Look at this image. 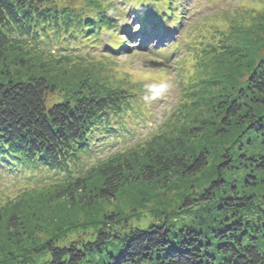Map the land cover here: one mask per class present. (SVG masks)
<instances>
[{
  "label": "trees",
  "instance_id": "16d2710c",
  "mask_svg": "<svg viewBox=\"0 0 264 264\" xmlns=\"http://www.w3.org/2000/svg\"><path fill=\"white\" fill-rule=\"evenodd\" d=\"M85 1V5H71L70 0H0V168L21 172L27 178L43 171L53 172L57 177L51 183H57L55 187L60 189L53 196L57 199H72L86 192L88 178L100 175L104 183L94 187L95 191L99 198L110 201L124 188L127 162L132 160L120 151L98 158L94 165L87 162L94 147H104L106 138L126 130L129 114L138 113L133 106L138 102L134 100L136 94L89 77L81 80L71 94H60L54 101L59 94L55 81L28 71L21 75L20 70L24 63L28 64L29 54L52 56L65 63L81 59L68 51L76 50L71 47L73 41L94 45L102 42L105 30L114 32L116 41L112 44L110 36L109 48L104 50L132 49L134 54H142L157 31L163 38L165 34L169 36V23L176 21L180 25L182 0H140L134 20L129 15L133 9L126 12L118 0L114 7L111 4L112 12ZM120 1L129 7L135 2ZM263 26L256 23L232 34L224 33L221 44L214 47L212 59L224 58L212 67V78L217 69L227 64L226 57L236 63L252 56L239 71L243 74L229 96L220 101V121L209 123L204 119L203 126L189 131L186 122L170 123L167 129L144 141L139 152L133 150L130 154L145 156L137 174L149 183L174 168L188 177L216 167V175L205 187L189 194L184 199L188 202L182 201L183 206L198 193L203 196L200 203L181 208L188 213L181 217L184 221L176 225L171 221L173 217L167 216L141 229L128 226L127 218L121 222L122 215L118 218L117 213H112L105 217L110 221L101 222L103 229L95 233L93 240L72 241L64 246L52 240L42 244L38 250L48 253L49 259L40 264H92L91 257L103 255L106 245L114 239L119 242V255L108 252L104 264H264V39L259 37L264 34ZM178 47V43L165 45L160 52L169 57ZM55 49L60 51L58 58L53 56ZM204 103L200 95L198 100L186 101L178 107L176 118L185 120L198 107L202 112L207 108ZM199 114L200 111L192 114L191 121L197 120ZM193 129L198 131L191 132ZM210 130L230 135L224 137L223 145L229 144L220 153L221 158L209 141L186 152L185 136ZM215 155L219 163L212 165L210 160ZM234 173L237 177L231 178ZM28 189L14 200L7 215L8 224L14 228L20 224ZM134 205H129L133 212ZM166 211L156 212L166 216Z\"/></svg>",
  "mask_w": 264,
  "mask_h": 264
},
{
  "label": "rangeland",
  "instance_id": "374dc122",
  "mask_svg": "<svg viewBox=\"0 0 264 264\" xmlns=\"http://www.w3.org/2000/svg\"><path fill=\"white\" fill-rule=\"evenodd\" d=\"M70 1L71 5L86 4L85 0ZM89 1L100 10L108 9L107 11L112 12L111 4L113 5L117 0ZM118 1L126 12L128 8L133 9L129 15L130 20H134L137 2L140 0H135L130 7L129 4L123 6L122 2ZM179 5L182 6L179 15V19H182L180 25L176 24L178 23L176 21L169 23L166 28L169 36L165 34L163 38L157 35L159 34L157 31L153 41L148 45V50L144 49L142 54H134L132 49H119L116 52L104 50L103 47L109 48L110 36L113 38L109 39L112 44L116 41L114 32L105 30L102 32V42L94 45L73 41L71 47L76 50L68 49V51L74 52L73 57L81 56V59H74L70 63L57 62L52 56L31 54L27 56L29 61L28 64L24 63V67L20 70L21 75L28 71L36 76H45L52 82L55 81L59 94L54 101L59 100L60 94L62 97L71 94L81 80L84 78L88 80L89 77L95 82L119 86L127 92L136 94L134 100L138 102L133 103V106H136L138 113L129 114L126 119V130H122L117 136L106 138L104 147H94L93 153L88 158L90 162L87 163L94 165L98 163V158H108L120 151L132 161L127 162L128 180L125 181L124 188L115 199L110 201L99 198L95 191L94 187L104 183L100 175L88 178L86 192L82 191L72 199H57L53 196L60 189L55 187L57 183H51V180L57 177L53 172L43 171L34 178H27L21 172L15 174V171L0 168V207L2 208L0 212L3 214L0 217V264H40L49 259L48 253L38 250L48 240L59 246L67 245L72 241L93 240L95 233L103 229L101 222L110 221L105 217L112 213H117L118 218L122 215L121 222L127 218L128 226L141 229L152 223H160L167 216L169 219L173 217L171 221L178 225V222L184 221L181 217L188 214L183 209L201 202L203 196L200 197L198 193L199 199L190 198V203L182 206V201L189 197V194L199 192L200 188H204L207 181L216 175L215 166L188 177L182 176V171L174 168L149 183L137 174L145 156L137 157L139 154L137 153L135 155L137 162H135L133 160L135 156L130 154L133 150L139 152L144 141L167 129L169 125L171 126L170 123L177 122L179 125H184L186 122L189 131L192 127L203 126L201 123L205 121L204 119L209 123L220 121V101L226 100L229 96L230 89L243 74L239 71L246 66L252 56L243 57L236 63L234 59L229 60L226 57L224 60L227 64L220 70L217 69L212 78L209 72L215 64H221L224 58L218 56L212 59L215 53L214 47L221 44L224 33L232 34L256 23L264 25V0H182V4ZM134 26H137L136 22ZM262 28L264 30V26ZM253 30H257L256 26ZM259 37L264 39V34H259ZM173 43H178V49L171 52L169 57L162 55L160 50L165 45L171 46ZM193 49L194 52L187 53ZM7 54L8 59H11V55ZM59 54L60 51L57 49L53 51L54 58H58L56 56ZM196 93H199L200 99L203 97L207 108L202 112L199 107L193 109L185 120L180 119L179 116L176 118L178 107L181 108L186 101L199 99ZM199 111L198 119L192 122V114ZM211 126L213 128V124ZM197 131L193 129L191 132ZM206 131L194 136L192 133L185 136L183 145L187 153L192 151L191 148H198L202 142L209 141L214 147L213 151L220 156L225 146L229 144L223 145L224 137L230 135L226 136L213 130ZM218 156L215 155L210 160L212 165L219 163ZM235 176L237 177V173L230 175L231 178ZM27 187L29 189L23 197L20 224L18 228H14L8 224L7 215L13 209L14 200L18 199ZM90 192L91 196L87 195ZM59 194L63 193L60 191ZM81 194L83 196H78ZM184 202L188 201L184 200ZM130 204H135V213ZM157 209H167L165 212L167 215L158 216ZM94 221L98 222L92 225ZM118 245L116 239L111 240L106 245L104 254L91 257L90 262L104 264L108 252L119 255Z\"/></svg>",
  "mask_w": 264,
  "mask_h": 264
}]
</instances>
